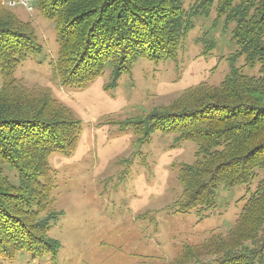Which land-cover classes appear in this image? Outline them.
<instances>
[{
	"label": "trees",
	"instance_id": "obj_1",
	"mask_svg": "<svg viewBox=\"0 0 264 264\" xmlns=\"http://www.w3.org/2000/svg\"><path fill=\"white\" fill-rule=\"evenodd\" d=\"M215 0H36L37 10L54 22L59 44L54 67L62 84L85 86L113 67V83L139 58H176L193 27L195 14H208ZM217 11L236 23L235 57L262 63L260 76L233 64L219 85L187 89L172 103L126 120L139 142L157 131L197 143V159L183 164L179 212L216 205L221 184L233 187L263 173L227 234L188 243L167 264H264V0H218ZM42 51L36 28L0 0V257L21 251L56 256L60 242L49 235L54 210L53 153H70L81 124L46 88L26 86L15 76L29 55ZM13 172V174H10ZM13 179L16 181L14 182Z\"/></svg>",
	"mask_w": 264,
	"mask_h": 264
},
{
	"label": "rangeland",
	"instance_id": "obj_2",
	"mask_svg": "<svg viewBox=\"0 0 264 264\" xmlns=\"http://www.w3.org/2000/svg\"><path fill=\"white\" fill-rule=\"evenodd\" d=\"M26 1L4 0V6L34 25L42 51L23 60L15 76L28 87L46 88L79 119L81 131L72 152L49 158L53 208L60 212L49 235L60 242L58 254L33 257L21 251L14 260L0 257V264H167L184 245L227 234L262 180L261 170L247 184H221L214 207L179 212L184 191L179 171L197 159L199 146L160 131L139 142L133 125H121L169 105L191 87L219 85L233 64L245 75L260 76V61L248 66L244 56L235 57L236 23L218 14V0L208 14L192 17L176 58H139L115 85L108 64L82 87L61 83L54 67L55 24L37 10L36 0ZM182 2L190 10L197 0Z\"/></svg>",
	"mask_w": 264,
	"mask_h": 264
},
{
	"label": "built area",
	"instance_id": "obj_3",
	"mask_svg": "<svg viewBox=\"0 0 264 264\" xmlns=\"http://www.w3.org/2000/svg\"><path fill=\"white\" fill-rule=\"evenodd\" d=\"M22 3L27 4L26 0H21ZM12 4H16V2H13Z\"/></svg>",
	"mask_w": 264,
	"mask_h": 264
}]
</instances>
